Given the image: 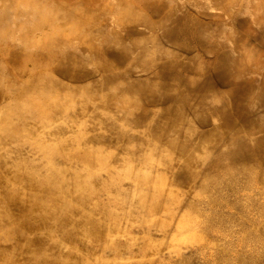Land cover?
<instances>
[{"label":"rangeland","instance_id":"374dc122","mask_svg":"<svg viewBox=\"0 0 264 264\" xmlns=\"http://www.w3.org/2000/svg\"><path fill=\"white\" fill-rule=\"evenodd\" d=\"M0 264H264V0H0Z\"/></svg>","mask_w":264,"mask_h":264}]
</instances>
